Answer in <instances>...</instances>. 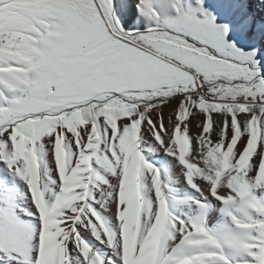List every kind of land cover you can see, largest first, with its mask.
Returning <instances> with one entry per match:
<instances>
[{"label": "snow or ice", "instance_id": "6c2138e0", "mask_svg": "<svg viewBox=\"0 0 264 264\" xmlns=\"http://www.w3.org/2000/svg\"><path fill=\"white\" fill-rule=\"evenodd\" d=\"M0 264H264V0H0Z\"/></svg>", "mask_w": 264, "mask_h": 264}, {"label": "rangeland", "instance_id": "374dc122", "mask_svg": "<svg viewBox=\"0 0 264 264\" xmlns=\"http://www.w3.org/2000/svg\"><path fill=\"white\" fill-rule=\"evenodd\" d=\"M194 131H195V129H194Z\"/></svg>", "mask_w": 264, "mask_h": 264}]
</instances>
